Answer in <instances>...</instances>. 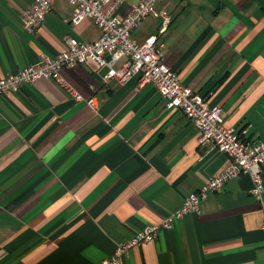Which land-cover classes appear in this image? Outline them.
Masks as SVG:
<instances>
[{"label":"crops","instance_id":"crops-1","mask_svg":"<svg viewBox=\"0 0 264 264\" xmlns=\"http://www.w3.org/2000/svg\"><path fill=\"white\" fill-rule=\"evenodd\" d=\"M34 1L0 0V78L55 57L69 37L101 36L92 19L71 23L68 0L29 34L21 16ZM166 1L158 11L182 4L190 26L178 33L174 16L164 39L154 18L149 36L160 35L168 66L244 139L264 140V0ZM107 73L93 62L61 71L81 101L52 79L0 98V264H100L228 166L153 85ZM252 188L249 176L229 181L122 264H264V201Z\"/></svg>","mask_w":264,"mask_h":264},{"label":"built area","instance_id":"built-area-1","mask_svg":"<svg viewBox=\"0 0 264 264\" xmlns=\"http://www.w3.org/2000/svg\"><path fill=\"white\" fill-rule=\"evenodd\" d=\"M55 1L35 0L31 7L24 10L21 16L24 30L33 34L43 26ZM68 1L73 7L71 23L78 25L85 19H92L101 31L99 39L84 43L69 37L65 41V51L55 57L42 54L36 64L0 78V98L44 79L55 80L74 93L61 71L93 62L99 69H108L105 81L116 79L125 85L138 78L141 87L153 85L168 110L181 111L199 130L200 145L211 146L230 159L218 176L209 178L202 188L186 197L181 208L161 222L137 232L100 264H122L131 249L154 242L162 230H170L184 217L197 214L210 193L220 190L239 176L250 177L253 184L251 195L257 202L263 203L264 140L250 142L244 139L247 129L238 132L235 127L226 125L222 109L211 107L206 98L184 86L177 73L168 66L159 37L166 32L172 16L167 11H158L157 6L163 0H138L135 5H130L128 0ZM151 16L162 19L160 35L148 36L142 42L134 39L132 32ZM122 61L120 68H116ZM74 96L77 101L83 100L78 94L74 93ZM88 105L95 106L94 99H89ZM261 228L264 230V221Z\"/></svg>","mask_w":264,"mask_h":264},{"label":"rangeland","instance_id":"rangeland-1","mask_svg":"<svg viewBox=\"0 0 264 264\" xmlns=\"http://www.w3.org/2000/svg\"><path fill=\"white\" fill-rule=\"evenodd\" d=\"M171 3V0L166 1L165 3V7H167V5L169 6ZM183 5H177L176 8L173 10V14H171L172 17L175 16V18H178L179 15L181 16V13L183 11ZM154 18L153 16L147 18L143 23H141V25L136 29L135 32H132V36L137 38L138 40L142 41L143 39H146L150 34H157L156 29H158L156 27H153L154 25ZM172 22V21H171ZM171 24V23H170ZM189 24H188V20H186L183 16L179 17V21H178V25L176 26L175 30L180 34H183L184 32H186L189 28ZM167 36V32L164 34V39H166Z\"/></svg>","mask_w":264,"mask_h":264}]
</instances>
